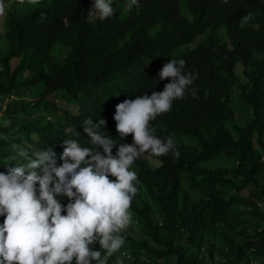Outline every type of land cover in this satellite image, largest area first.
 <instances>
[{
	"label": "trees",
	"instance_id": "trees-1",
	"mask_svg": "<svg viewBox=\"0 0 264 264\" xmlns=\"http://www.w3.org/2000/svg\"><path fill=\"white\" fill-rule=\"evenodd\" d=\"M2 1L0 264L264 259V0Z\"/></svg>",
	"mask_w": 264,
	"mask_h": 264
},
{
	"label": "clouds",
	"instance_id": "clouds-1",
	"mask_svg": "<svg viewBox=\"0 0 264 264\" xmlns=\"http://www.w3.org/2000/svg\"><path fill=\"white\" fill-rule=\"evenodd\" d=\"M94 1L95 0H93L92 3ZM4 5H6L5 2L0 0V7L3 8ZM181 13L184 14L185 16H187L188 18H190V15L186 10L185 11L182 10ZM75 185H76V188L80 191L81 195L90 197L96 203H100L105 196L103 188L96 182H95L92 189H90L89 187H87L86 185H84L82 183H75ZM97 186H100L102 188V192H103L100 199H96L93 196V193H95L97 190ZM12 204L17 207V210H15V209L7 210L6 209L5 212L0 213V228L6 229L12 233L13 242L19 241L21 243L20 247L19 248L17 247V250H20V249H23L25 247L26 241H27L26 238L24 237L23 233H22L26 228H28V225H22V224H26V222H24V218L27 216V213L30 210L32 212L35 211L37 209V207H35V206H37V205L30 206L31 204L28 202H22V203L12 202ZM27 208L30 209L28 212H27ZM16 213H19L21 216H18ZM21 219H22V221H21ZM20 221H21V223H20ZM8 253L9 252H7V254Z\"/></svg>",
	"mask_w": 264,
	"mask_h": 264
},
{
	"label": "rangeland",
	"instance_id": "rangeland-1",
	"mask_svg": "<svg viewBox=\"0 0 264 264\" xmlns=\"http://www.w3.org/2000/svg\"><path fill=\"white\" fill-rule=\"evenodd\" d=\"M98 1L99 0H95L94 2H93V5H96V3H98ZM29 3L30 4H32V0H29ZM182 4H183V0H180V7L182 6ZM3 9L4 8H2V7H0V18H1V16H2V13H3ZM183 9H181V11H182ZM3 16H2V19H1V21L3 20ZM0 32H1V30H0ZM185 46H181V47H178V48H176L174 51H177L178 49H183ZM12 62V64H14V60H12L11 61ZM56 102H58L59 103V100H57ZM59 105H61V102H60V104ZM249 190H251V188H246V189H243L242 190V193L243 194H247L248 193V191ZM102 194H103V192H102V188L100 187V186H97V190H96V192L95 193H93V196L96 198V199H100L101 198V196H102ZM132 234H133V232H131ZM252 264H264V259H252Z\"/></svg>",
	"mask_w": 264,
	"mask_h": 264
}]
</instances>
